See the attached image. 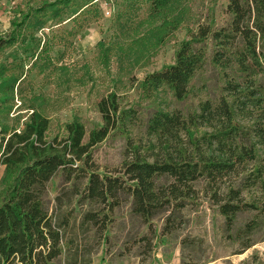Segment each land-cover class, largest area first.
<instances>
[{
    "label": "rangeland",
    "instance_id": "374dc122",
    "mask_svg": "<svg viewBox=\"0 0 264 264\" xmlns=\"http://www.w3.org/2000/svg\"><path fill=\"white\" fill-rule=\"evenodd\" d=\"M229 1L178 0L157 14L147 0H1L0 39L19 35L12 47L0 51V128L21 132L37 110L50 122L49 141L66 137L65 126L78 120L87 143L90 132L104 126L98 104L115 95L120 110L130 116L94 147L91 170L102 177L123 176L129 140L147 152L148 123L157 111L189 116L203 102L216 104L227 79L242 80L212 63L209 40L206 65L188 98L178 101L167 88L153 94L143 88L147 76L175 63L180 46L198 26L216 30L228 23ZM258 82L264 86V73ZM259 168L258 185L252 186L249 177ZM89 174L67 181L60 172L47 185L48 209L63 236L62 254L51 264H264V188H259L264 187V147L239 176L213 186L194 183L183 207L179 201L168 209L174 211L168 233L170 212L145 223L133 212L128 194L110 210L86 200ZM13 178L3 165L0 204ZM158 182L165 186L169 179ZM237 190L238 202L258 209H244L228 228L217 201H228ZM90 213L92 221L86 219ZM247 244L253 247L245 250Z\"/></svg>",
    "mask_w": 264,
    "mask_h": 264
},
{
    "label": "trees",
    "instance_id": "16d2710c",
    "mask_svg": "<svg viewBox=\"0 0 264 264\" xmlns=\"http://www.w3.org/2000/svg\"><path fill=\"white\" fill-rule=\"evenodd\" d=\"M147 1L150 11L158 14L178 0ZM226 14L230 20L225 26L214 30L200 25L191 32L177 51L175 63L147 76L143 88L148 94L167 88L178 101L188 98L193 80L206 65L209 40L212 63L233 70L242 80L227 79L216 104L203 102L189 116L180 111H157L148 123L147 152L129 140L119 172L123 176L102 177L91 170L94 147L130 116L120 110L115 95L98 104L104 126L92 130L87 143L86 128L78 120L65 126L66 137L49 141L50 122L37 110L31 111L21 132L0 128L1 161L14 176L0 204V264H51L61 256L62 227L54 222L46 200L47 185L60 172L71 181L82 174L87 177L89 171L85 199L109 210L120 204L122 194H128L133 212L145 223L170 212L164 228L168 233L174 217V211L168 209L179 201L183 207L194 183L217 185L229 175L239 176L249 163L257 161L259 147H264V86L258 82L264 73V0H230ZM18 35L0 39V51L12 47ZM3 79L0 72V81ZM255 171L249 177L255 183L252 186L258 185L261 175L260 168ZM162 178L169 179V184L161 185ZM230 194L228 201H217L228 228L244 209H258L238 202V190ZM261 211L264 214V207ZM86 219L92 221L95 216L90 213ZM251 247L253 244H247L244 249Z\"/></svg>",
    "mask_w": 264,
    "mask_h": 264
},
{
    "label": "built area",
    "instance_id": "2783aa9c",
    "mask_svg": "<svg viewBox=\"0 0 264 264\" xmlns=\"http://www.w3.org/2000/svg\"><path fill=\"white\" fill-rule=\"evenodd\" d=\"M108 14V13H107ZM3 166V163H2V161H1V163H0V168Z\"/></svg>",
    "mask_w": 264,
    "mask_h": 264
}]
</instances>
